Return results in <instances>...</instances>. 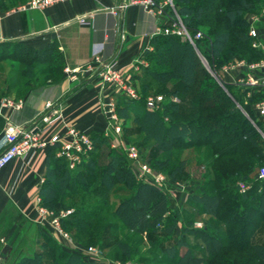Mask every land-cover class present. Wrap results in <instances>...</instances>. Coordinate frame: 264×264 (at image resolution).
Returning <instances> with one entry per match:
<instances>
[{"label":"trees","instance_id":"trees-1","mask_svg":"<svg viewBox=\"0 0 264 264\" xmlns=\"http://www.w3.org/2000/svg\"><path fill=\"white\" fill-rule=\"evenodd\" d=\"M6 1L14 0H0V12L12 8ZM171 1L183 26L204 34L197 46L215 70L225 60L253 63L264 59V50L252 48L244 20L245 14L264 8V0ZM167 7L168 15L174 18V11ZM206 41L210 53L203 49ZM149 46L143 53L147 65L139 71L141 98H120L117 114L123 121L124 138L145 151L144 161L173 182L190 181L181 153L200 149L194 163L204 172L183 209L171 211L163 190L137 181L129 160L111 149L109 139L99 133L90 135L93 151L74 170L56 157L55 147L48 149L38 191L41 206L72 209L61 220L72 240L82 247L94 245L108 251L113 260L264 264V236L260 235L264 228V181L257 179L264 165V118L254 110L255 104L264 100V92L248 96L247 90L225 82L223 89L195 49L176 35H153ZM3 51L9 52L5 58ZM4 59L23 68L11 67L8 77L2 83L0 79V97L13 94L19 98L31 84L57 79L63 67L62 54L54 43L42 50L0 44V63ZM29 77L33 81L29 82ZM149 95L165 97L161 111L145 108ZM2 126L0 118V130ZM241 181L251 185L244 193L237 186ZM199 218L204 220L203 226L195 228ZM177 225L180 235L173 238ZM40 233L41 251L23 255L15 264H43L47 258L52 264H89L78 253L58 245L46 231ZM143 244L148 245V256L139 255Z\"/></svg>","mask_w":264,"mask_h":264},{"label":"crops","instance_id":"crops-1","mask_svg":"<svg viewBox=\"0 0 264 264\" xmlns=\"http://www.w3.org/2000/svg\"><path fill=\"white\" fill-rule=\"evenodd\" d=\"M132 1L69 0L41 10L0 12V44H19L42 50L54 43L63 58L57 79H41L20 94L19 98L25 102L22 110L0 111L3 121L0 142L7 123L28 126L43 112L46 102L56 104L55 108L62 115V121L53 126L49 134L74 127L89 135H104L106 123L97 102L100 82L95 73L99 62L114 59L119 68L132 76L140 90L139 71L147 65L143 53L150 49V39L156 28L160 23L168 25L171 18L166 6L161 15L154 16ZM101 43L103 48L97 62L93 49ZM65 69L69 71L66 73ZM11 97L15 96L11 94ZM47 153L48 149H38L12 161L0 172V244L5 243L10 233H5L3 228H22L25 223L34 227L33 233L27 237L25 249L18 250L16 246L21 240H17V234L13 237L11 252H33L37 249L35 245H39L40 231L44 229L36 223L35 207L44 180ZM180 184L181 188L171 186L174 196L165 193L171 211L183 209L189 195L185 192V189L189 190V181ZM179 235L180 225H177L172 237L178 238Z\"/></svg>","mask_w":264,"mask_h":264},{"label":"built area","instance_id":"built-area-1","mask_svg":"<svg viewBox=\"0 0 264 264\" xmlns=\"http://www.w3.org/2000/svg\"><path fill=\"white\" fill-rule=\"evenodd\" d=\"M69 0H27L14 7L10 12L22 13L32 10H41L52 5L67 2ZM134 4L142 5L148 13L159 16L163 7L169 6L173 11L171 0L156 3L154 0H134ZM123 7H121L122 9ZM248 36L252 39V48L264 50V8L257 13L247 14ZM83 23V20H81ZM164 33L180 37L187 41L198 54L203 65L210 71L211 68L205 56L197 46L198 41L205 39L201 31L190 32L183 26L180 18L174 11V18H170L168 25L158 26L154 35ZM204 51L210 53L209 42H205ZM103 44L94 46V59L99 62ZM135 71L137 70L134 69ZM69 70L65 69L67 73ZM99 78L100 90L97 96L98 106L106 123L104 136L109 139L111 149L123 154L130 162L132 173L137 181L150 184L163 190L168 195L175 192L171 186L178 188L182 184L173 182L165 174L154 170L142 158L137 146L128 144L122 134V119L117 114V106L120 98L139 100L141 91L137 83L129 73L119 68L114 59L99 62L95 70ZM213 77H217L218 84L223 88V82L233 83L242 90H247L248 96L253 92H264V60L247 63L245 60L234 59L232 62L210 71ZM232 76V77H231ZM178 102L177 98H172ZM165 97L163 95H149L145 98V108L150 112L161 111ZM24 100L16 97H5L0 100V111L9 110L18 112L24 107ZM56 104L46 102L43 112L28 126H15L6 124L0 142V172L12 161L23 158L38 149H50L55 147V154L63 158L69 170L80 166L91 154L94 143L89 134L74 127H66L62 132L50 133L53 126L62 121V115ZM256 114L264 118V100L255 104ZM47 136V137H46ZM257 179L264 181V165L257 172ZM239 192L244 193L250 188V182L241 181L237 184ZM185 189V188H183ZM174 196V195H173ZM172 196V197H173ZM36 223L41 226L61 247L76 253L85 254L89 264H138L135 261L122 262L104 256L96 247L82 248L74 243L70 234L64 230L61 220L72 213V209H48L40 204V198H36ZM202 222H195V228H202ZM0 264H6L0 256Z\"/></svg>","mask_w":264,"mask_h":264},{"label":"rangeland","instance_id":"rangeland-1","mask_svg":"<svg viewBox=\"0 0 264 264\" xmlns=\"http://www.w3.org/2000/svg\"><path fill=\"white\" fill-rule=\"evenodd\" d=\"M12 2V4H11ZM21 0H14V1H6L5 2V5H11L12 8L10 7V9H13L14 7L18 6L20 4ZM14 3V4H13ZM9 8L7 10H10ZM6 10V11H7ZM244 20L246 21L247 20V14L244 15ZM247 22V21H246ZM202 29V28H201ZM204 30V32H206V29H202ZM207 33V32H206ZM206 46V45H204ZM263 51V50H262ZM9 52L8 51H3V57L2 58H5V56H8ZM234 60V59H233ZM233 60H225V64H228L229 62H232ZM239 60H243V59H239ZM1 62V61H0ZM222 65V66H223ZM210 66V65H209ZM215 65H211L210 68L211 70L210 71H215ZM15 68V69H18V70H21V68H23L22 66H20L19 64H17V62H13L9 59H4L2 61V63H0V79H1V83L2 81H4L5 78L8 77V73L10 71V68ZM208 70V69H207ZM209 71V70H208ZM209 71V73H210ZM211 74V73H210ZM15 77H11V79H14ZM38 78V76L36 77V79ZM214 79L216 80L217 77ZM23 81H25L26 79H22ZM29 82L33 81V79L31 77L28 78ZM27 81V80H26ZM217 81V80H216ZM0 83V84H1ZM5 97H11V94L8 95V96H3V97H0L1 99L5 98ZM264 124V123H263ZM128 144H131L130 142L127 141ZM143 160L145 159L147 153L145 151H139ZM200 152V149H194V150H189V152L185 151L183 153H181V157L184 158L187 162V170L188 172L190 173V181H189V190L185 189V192L186 193H190L192 192L197 186H198V183H199V180H200V177H201V174L204 172V168L203 167H197L194 163L195 161V157L199 154ZM118 154L120 155H123L121 154L120 152H118ZM192 186V187H191ZM78 199L76 200H72L73 203L76 202ZM78 202V201H77ZM202 218H205V217H202ZM201 218H199L197 221H204V220H200ZM20 225L22 224V222L19 223ZM19 228V227H18ZM18 228L14 227L13 229L9 230V229H4L3 228V231L5 233H9V236L6 237V241L4 244H0V256L3 258V261L6 263V264H15L17 262L18 259H20V257H22L23 255L25 256H31L33 255L32 252H23L21 254H19V251H16V252H11L10 251V245L12 244V240H13V237L16 236L17 234V240H21L19 242V244H17V248L18 250L19 249H25L26 246L28 245V241H27V237H30V235L33 233L34 231V227L33 225H30L28 223H25L24 224V227L22 228ZM260 235L264 236V228L262 230V232H260ZM40 241V240H39ZM55 241V240H54ZM42 242V241H41ZM56 242V241H55ZM74 242V241H73ZM75 243V242H74ZM40 244V243H38ZM57 244V243H56ZM59 245V244H58ZM47 246V245H46ZM35 247H37L36 250H40L42 249V246L40 247V245L37 246V244L35 245ZM48 247V246H47ZM46 247V248H47ZM82 247V246H80ZM88 247H96V248H99L97 246H94V245H90V246H83L82 248H88ZM100 249V248H99ZM101 250V249H100ZM24 251V250H23ZM72 251V250H71ZM102 253L104 254L105 257L109 258L110 257V254L108 251H103L101 250ZM148 245L147 244H143L140 248V251H139V255H143V256H148ZM39 252V251H38ZM82 252V251H81ZM79 252L78 254L84 258V260L86 261L85 259V254ZM87 262V261H86ZM43 264H52L51 260H49L48 258L44 260V263Z\"/></svg>","mask_w":264,"mask_h":264}]
</instances>
